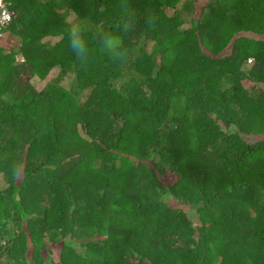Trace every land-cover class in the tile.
Segmentation results:
<instances>
[{
  "label": "trees",
  "instance_id": "obj_1",
  "mask_svg": "<svg viewBox=\"0 0 264 264\" xmlns=\"http://www.w3.org/2000/svg\"><path fill=\"white\" fill-rule=\"evenodd\" d=\"M5 2L0 264H264V0Z\"/></svg>",
  "mask_w": 264,
  "mask_h": 264
},
{
  "label": "clouds",
  "instance_id": "obj_2",
  "mask_svg": "<svg viewBox=\"0 0 264 264\" xmlns=\"http://www.w3.org/2000/svg\"><path fill=\"white\" fill-rule=\"evenodd\" d=\"M126 19L122 24V32L127 34L132 30L134 22V13L129 10L126 4L121 5ZM151 27V19L148 21ZM99 49L112 63L122 61L127 56V48L123 36L111 31L98 34ZM68 44L76 58L85 63L90 56V48L86 35V27L82 23H74L68 32Z\"/></svg>",
  "mask_w": 264,
  "mask_h": 264
},
{
  "label": "built area",
  "instance_id": "obj_3",
  "mask_svg": "<svg viewBox=\"0 0 264 264\" xmlns=\"http://www.w3.org/2000/svg\"><path fill=\"white\" fill-rule=\"evenodd\" d=\"M10 18L11 12L5 0H0V30L6 25Z\"/></svg>",
  "mask_w": 264,
  "mask_h": 264
},
{
  "label": "rangeland",
  "instance_id": "obj_4",
  "mask_svg": "<svg viewBox=\"0 0 264 264\" xmlns=\"http://www.w3.org/2000/svg\"><path fill=\"white\" fill-rule=\"evenodd\" d=\"M197 12H198V10H197ZM8 39H9V34L8 33H6L3 37H0V41H3L5 43V45L11 41V40H8ZM53 70H54V68L50 70V72L44 78V81L47 80L49 78V76H51V71H53ZM68 80H70V76L65 77L62 81L65 82V84H67L68 83ZM163 176H166L167 178H170L171 179L175 175L173 173H171V172H168V173H165V175H163ZM4 184H5V182H4V180L2 179V177L0 175V186H2Z\"/></svg>",
  "mask_w": 264,
  "mask_h": 264
}]
</instances>
